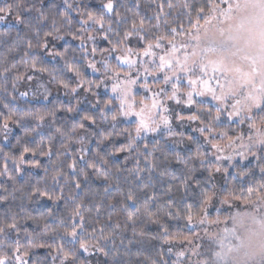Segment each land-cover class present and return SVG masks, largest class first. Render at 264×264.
Listing matches in <instances>:
<instances>
[{
  "label": "trees",
  "instance_id": "16d2710c",
  "mask_svg": "<svg viewBox=\"0 0 264 264\" xmlns=\"http://www.w3.org/2000/svg\"><path fill=\"white\" fill-rule=\"evenodd\" d=\"M106 2L107 0H68L75 9L72 10L67 9L64 0H0V7L7 4L15 6L20 3L19 11L26 21L25 24H17L16 12L13 11L5 21L0 22V32L9 33L8 36L0 37V112L7 115L10 110L15 111L16 117L27 112H39L45 117L43 121L29 117L19 125L10 122V131L6 133L7 140L4 139L5 133L0 131V171L3 170L5 162L9 169L8 174L0 175V185L7 189L5 192L3 188H0V195L8 197L6 201L0 202V225L6 220L11 222V217L15 214L20 229L18 234L15 231H9L6 242L0 244V249L11 255L8 245L19 239L21 245L29 248V256L26 257L28 264H53L52 256L55 255L56 246L61 243H64L66 247L69 246L68 238L61 239V236L65 229L71 230L70 225L73 221L70 217L77 204L81 203L83 205L81 213L85 217V227L89 233L93 227L97 229L95 233L97 238L101 235L99 231L101 227L105 229V235L114 232L109 240L100 239V245L105 248L108 255L105 256L95 249L89 253L81 250L78 253V259L83 261V264H153V261L156 264H164L165 261L167 264H174L169 248L183 242L184 236L190 239L194 234L183 218H170L164 215L169 210V202H171L172 210L179 209L182 214L185 212L186 205L191 204L193 213L196 216H203L204 212L200 211L202 207L200 188L196 187V181L200 182L202 188L209 191L214 190L211 188L212 184L216 185L214 182V177L217 178L216 173L213 172L212 179L209 181L208 171L214 169L216 164L208 157L203 163L195 158L198 150L204 152L198 139L191 141L190 148L178 149L171 147L160 138H136L132 149L125 152L115 151L128 144L129 133L135 136V128L132 123L122 120L119 116L117 121L111 120L112 114L118 113L117 101L109 93L103 92L101 86L93 85L91 92L86 91L89 81L97 83L101 81V77L91 73L88 67V63L92 62L91 50L96 48L95 59L104 52L109 53L105 50H111L113 45L117 46L118 52H122L121 49L125 47L143 48L144 42L137 36L133 35L125 41L123 33L130 30L133 20L139 23L140 19H144L146 27L156 24L157 21L153 19V16L159 11L158 4L161 0L156 2L139 0V7H137V0H114L115 10L124 19L118 22L114 13H105V21H111L115 29V32L108 33L107 40L103 38L107 23L102 30L91 22L88 25H82L80 22L86 19V16L81 15L82 12L100 13L103 11V3ZM163 2V11L166 15L161 17L160 28H153L147 34L148 39H152V33L167 34L168 27L183 25L185 29L191 30L192 25L196 23V9L207 6V0H171L172 8H168L167 0ZM185 2L190 5L189 9L183 7ZM29 8L32 10H26ZM35 9H41L48 19L41 21ZM66 10L68 17L62 19L61 14ZM135 13L139 15H134ZM53 19L56 20L55 26L52 23ZM164 20L168 21V25L163 23ZM37 30L40 32L41 43L45 32L52 33L47 37L48 49L34 47L26 57L24 55L26 42L31 40L34 45L37 44L38 40L35 36ZM88 35L94 36L95 40L87 39ZM118 40L121 41L120 44H117ZM49 52L53 55H49ZM55 53H65V56L61 58L54 55ZM33 57L37 60L36 69L30 67ZM25 60L28 64L24 63ZM12 64H16V68L4 72V68H10ZM67 65L78 68L81 76L77 77L74 72H69ZM40 68H46L49 71L41 72ZM17 76L24 78L17 80ZM29 76L32 77L31 80L28 79ZM53 76L56 79H53ZM58 80L68 83L69 89H65L57 82ZM80 80L83 81V85L76 93H72L70 88L76 87ZM21 93H27V95L21 96ZM107 101H111V105L105 109V114L108 116L105 120L102 119L100 110L104 108ZM5 104L8 108L4 107ZM69 107H72L74 111H66ZM53 112L54 116L49 114ZM85 115L94 117L96 123L82 120ZM200 117L205 123L210 122L207 112ZM81 122L85 125L84 129L78 128ZM74 126L77 128L76 132H72ZM228 126L224 124L219 127L227 133L226 138L230 136L226 130L230 129ZM230 126L234 127V124ZM57 127L67 135L57 133L55 131ZM109 133H112L109 140L102 144L98 143L103 135ZM18 140L19 143H17ZM154 144L157 145L155 150H153ZM48 145L52 148L51 155L40 156L37 152L33 156L31 153H25L26 163L20 165L21 172L16 171L19 161L6 160L4 155V153H10L19 157L22 146L34 149L44 147L47 150ZM145 145L148 146L147 150L144 148ZM82 148L86 151L81 152ZM149 151L152 154L145 159ZM177 154L183 159L177 160ZM81 155H84L86 160H94L96 166L102 170L105 166L97 157H104L108 161L107 180L103 176H97L91 169H88L87 180L78 177L82 185L80 189L72 188L63 177L58 178L59 183L52 180L58 170L71 178L73 173L67 165L73 159L78 161L77 171L84 168V162L79 160ZM33 161H38L40 166L33 167L31 165ZM152 164L156 167L153 168ZM261 166H264L262 158L255 163L237 167L235 172H230L231 174L221 176L222 178L217 179V183L221 185L219 196L226 198L227 191L232 188L236 189L237 196L241 191L246 193L250 187L258 192L264 191L259 188L260 182L264 181V173L260 171ZM136 169L140 171L137 172ZM165 170L169 175L161 176L160 172ZM240 173H247V175L242 177ZM10 176L14 179H9ZM189 176L191 177L190 186L185 190L180 186V182ZM34 186L47 189L54 199L34 196L32 200H29L28 194ZM62 186L63 193L60 191ZM106 187L107 192L104 191ZM129 191L134 194V201L126 199ZM70 195L76 196L75 202L69 198ZM153 195L154 199H149ZM60 196H62L61 199H55ZM228 199L232 202L245 203L244 198ZM250 199L256 200V194ZM145 204L154 213L153 220L156 219L155 214L159 213L160 222H152L143 213L134 225L128 222V214L135 212L137 208L142 209ZM96 205H100L99 212L96 211ZM49 212H51L50 216ZM42 217L46 219H41ZM117 222L121 228L113 229L112 226ZM125 224H127L126 228ZM162 225L167 226L169 233L178 238L172 240L171 235L165 237ZM134 230L135 233L143 232L145 235L143 237L134 235ZM54 232L59 234L53 235ZM29 236L34 238L33 243L45 246L30 248ZM129 240L132 241L131 244ZM90 243L95 244L96 240H90ZM55 264H59V259L55 261Z\"/></svg>",
  "mask_w": 264,
  "mask_h": 264
},
{
  "label": "snow or ice",
  "instance_id": "6c2138e0",
  "mask_svg": "<svg viewBox=\"0 0 264 264\" xmlns=\"http://www.w3.org/2000/svg\"><path fill=\"white\" fill-rule=\"evenodd\" d=\"M156 2V0H153ZM67 9H73V5L68 3V0H64ZM221 5H226V7H221ZM168 8H172L173 4L171 0H167ZM137 7H139V0H137ZM183 7L189 9L190 5L184 3ZM21 4L17 3L15 6L13 4H7L6 6L0 7V22L5 21L8 15H11L13 11L15 14V22L17 24H25L26 21L21 16L19 9ZM103 11L97 13L95 11H85L82 12V16H86V19H82L80 22L82 25H88L90 22L92 24L98 25L100 29H105V24L107 23V30L104 34V39H108V33L115 32V29L112 27L111 21H105V13L115 14L117 21L124 19L122 15L115 10L114 0H107L106 3L102 5ZM159 11L154 14L153 19L157 21L156 24H150L147 27L145 26L144 19H140L139 23L135 20L132 21L130 30L123 33V39L126 41L128 38L133 35L137 36L140 41L144 42V47L142 51H135L131 47H125L124 56H116V60L120 61L122 64L133 66L137 63V60L132 59V56L139 57L140 55L146 57L158 58V63L156 59H153L152 63L156 64L155 73L149 72L147 66H145L144 71L148 75H152L154 79H159V76L156 73L163 72V84L165 86L171 85V93L168 94L164 87H159L152 95L151 103L146 104L143 101L140 102L141 106L139 110H136V101L135 96L132 94V89L130 85L137 83L136 79L130 77V74L125 73L124 75L128 77L123 84L129 85V87L122 86L121 83H114L112 85V92L118 93L116 99L119 100V112L113 113L111 120L113 122L117 121L118 116H135L137 117V122L135 126V136H132L129 133V142L127 145L115 149L116 152H125L133 148L136 138L140 137L142 133H156L161 129L163 125L168 130L169 137L180 136L183 137V133L175 132L171 127L170 116L165 114L169 113L170 109L165 105L161 97H166L170 100H175L177 103H183L185 105L196 104L197 101L193 98L195 96H211L213 101H216L215 105V115H212L211 108L207 110V115L210 118L209 123H205L199 115L193 114L188 117L176 115V120L183 121L187 119L189 121H200L202 125L197 129L199 133L204 138L205 143L210 145L212 149L215 150L212 155L215 156L217 161L221 159L231 160L232 156H220L217 153H223L225 147H230L236 143V141H241L245 139L243 133L236 137L228 136V144L222 146L220 143L215 142V136L219 134L221 137L227 136V133L220 132L217 133L216 127L213 125H219L221 122V116L226 115L228 120H232L234 117L239 119L241 124L248 121L249 135L247 136L248 144L241 143L240 147L244 148L251 155H255L250 151L253 145H264V0H207V6H201L196 9V23L192 25L195 29L193 33L190 29H185L183 25L178 27H168L167 34L156 35L152 33V39L147 38V34L151 32L153 28L159 29L161 26V17L166 15L163 11L164 2L158 4ZM31 11L32 9H26ZM39 13V18L41 21L47 20L46 16L41 9H35ZM134 15H139L135 13ZM189 15L191 13L189 12ZM67 10L61 14V18H67ZM200 20H203L204 23L200 24ZM71 21L69 20V23ZM53 25L55 26L56 20L53 19ZM163 23L168 25V21L164 20ZM191 23V21H190ZM58 31V29H57ZM7 31L0 32V37L8 36ZM51 32L44 33V40L40 42V32L37 30L35 36L37 37V44L34 45L31 40L26 42V50L24 55L27 57L29 52L34 47H39L42 49H48L47 37L51 36ZM118 35V33H117ZM178 37H183L179 39ZM62 38V37H61ZM74 38H76L74 36ZM87 39L95 40V37L88 35ZM111 43V41H109ZM121 41H117V44H120ZM81 44L83 46V39L81 38ZM167 45V47H165ZM160 50L163 54L157 56V51ZM92 54L95 55L96 48H93ZM109 55L112 52L118 51L116 45H113ZM182 54V55H181ZM49 55L53 53L49 52ZM61 58H64L65 53H55ZM214 57V58H210ZM25 64H28V61H24ZM104 67L106 70L109 69V64L107 60L103 61ZM30 67L32 69L37 68V60L35 57L31 59ZM88 67L92 68L94 71H99L94 62H89ZM16 68V64H12L11 67H5L4 72H9L11 69ZM67 70L69 72H74L77 77L81 76L80 70L73 67L72 65H67ZM39 71L46 72L49 71L46 68H40ZM171 73L170 75L168 73ZM121 73H114L113 78L119 79ZM23 76H17L16 79H23ZM29 80L32 79L31 76L28 77ZM53 79H56L53 76ZM175 80L173 83L172 81ZM182 80H186L188 86L191 90L183 93L186 97L181 100L180 94V83ZM65 89H69V84L63 80H58ZM104 84V81L101 80L99 83L95 81L88 82V88L86 91L91 92L93 85L95 87H100ZM83 85V81L80 80L77 83L76 87H71L70 91L76 93L78 88ZM14 86V85H13ZM142 87L151 91V88L147 83L143 84ZM21 96H26L27 93H21ZM14 99V98H13ZM47 99V96H45ZM229 100L232 101L229 104ZM79 103V101H77ZM99 103V101H97ZM111 101L105 102L104 108H101L102 119L107 120L108 116L105 114V109L109 108ZM5 108H8V105H4ZM230 108V110H229ZM68 112L74 111L72 107L66 109ZM254 111L256 114H254ZM50 115H55V113H49ZM34 118L37 121H43L44 115L39 114V112H27L24 115L16 117L15 111H9L7 115L0 112V131L5 133L4 139L7 140L8 137L6 133L10 131V122L13 124H21L27 118ZM257 119L261 121V125L257 126ZM82 120L90 121L92 124H95V118L92 116L85 115ZM39 126V125H37ZM115 127V124H113ZM79 129H84L85 125L81 122L78 125ZM77 128L74 126L72 132H76ZM35 131V129H33ZM57 133L62 135H67L63 133L62 129L57 127L55 129ZM112 133L103 135L98 143L102 144L104 141L110 139ZM188 140H193V137H187ZM180 142H183L182 140ZM19 143V140L17 141ZM147 150L148 146H144ZM157 148V145H153V150ZM67 151V147H66ZM81 152L86 151L81 149ZM39 153L40 156L51 155L52 148L51 145L47 146V150L44 147L37 149L29 148L27 146H22V150L19 154V157L12 155L10 153H4L6 160L12 159L13 161L18 160L19 163L16 165V171L21 172L22 168L20 165L25 164L24 159L25 153H31L35 156ZM152 153L149 151L145 156L147 159ZM236 155L245 158L244 152H237ZM101 164L105 166L102 170L96 166L95 161H89L85 159L84 155L79 157L80 161L84 162V168H80L77 171L78 161L73 159L67 167L72 171L73 176L69 178L64 172L58 170L56 174L52 177V180L59 183L58 178L63 177L74 189H80L82 187L81 180L78 177H83L84 180L88 179L89 173L88 169H91L97 176H103L107 180L108 170L107 165L108 161L102 157H97ZM195 158L200 160L202 163L207 159V154L201 151L195 153ZM177 160H182L183 158L177 154ZM138 163V162H137ZM33 167H39L38 161L31 162ZM153 168L156 167L155 164L151 165ZM120 171V169H116ZM139 172V169H136ZM209 181L212 179L213 172H225L227 173L228 169H222L217 166L214 169H209ZM261 173H264V166L260 167ZM9 169L7 162L3 165V170L0 171V175L8 174ZM161 176L169 175L165 171L160 172ZM243 177L247 173H240ZM9 179H14V177H9ZM176 179V177H173ZM189 180L191 177H185L180 182V186L187 190L189 188ZM196 187L200 188V203L202 205L200 211L204 212V216H196L192 211V205L188 204L185 207L184 214L181 213L179 209L172 210L171 202H169V210L164 213L167 217H180L183 218L187 225L193 224H203L205 223L207 208L210 206L212 201L218 198L219 193L215 191L216 185L212 184L211 188L213 191L202 188L199 181H196ZM0 188H3L5 192L7 189L3 185H0ZM147 188V185H145ZM260 190H264V181H261L259 184ZM63 186L60 188L61 193H63ZM105 192L108 191L106 187ZM222 191V190H221ZM171 192V188H169ZM256 194V200H251L252 197ZM47 197L48 199H54L51 193L47 189H42L38 186H34L31 192L28 194V199L32 200L33 197ZM7 196L0 195V202L6 201ZM60 197H55V199H61ZM73 202L76 201L75 195H70L69 197ZM241 199L244 198L245 203L254 205L255 208L264 207V191H259L253 188H248L247 192H240V195H236V189L232 188L227 191V197L222 198L220 202L222 204L229 203V199ZM128 201H134V194L129 191L126 195ZM149 199H154V195L149 197ZM83 207L82 203L77 204L74 209L70 219L73 221L70 225V229H65L61 239L64 237L68 238V247L64 243L59 244L55 248V255L52 256L53 264L59 259V264H83V261H79L78 253L82 250L85 253H89L92 249H95L97 252L103 253L105 256L108 255V252L104 247L100 245V239L105 241L109 240L114 232H110L108 235H105V229L101 227L100 237L97 238L95 233L97 229L92 228L89 233L85 227V217L81 213V208ZM96 211H100V205H96ZM143 213L146 215L149 220H152L154 223L160 222L159 213H156V219L153 220L154 213L151 208L145 204V206L140 209L137 208L135 212L129 213L127 216V221L131 222L133 225L136 223V220L139 219L140 214ZM51 215V212L48 213ZM41 219H46L42 217ZM111 219V217H109ZM232 222V228H225L224 232L227 233V236L220 238L217 241L218 250L211 251V257L207 260H198L195 264H264V213L257 214L255 211L248 213H236L229 218ZM219 221H209V223H218ZM113 229H120L121 225L117 222L113 226ZM127 227V224L124 226ZM163 231L165 237L171 235L172 240H176L178 237L169 233L167 226H163ZM45 230L47 231V226L45 225ZM9 231H15L17 234L20 229L18 227V222L15 214L11 217V222L7 220L0 225V244L6 242V237ZM59 233H53L56 235ZM143 237L145 234L143 232L135 233ZM231 237V239H229ZM33 237L29 236V246L30 248L43 247L45 245L33 243ZM90 240H96L95 244H91ZM225 240H228V243H225ZM183 241H186L188 244H193V240L189 237L184 236ZM234 241V242H233ZM123 243V241H121ZM132 241L129 240V244ZM11 255L8 252L0 249V264H28L26 257L29 256V248H25L20 244L19 239H16L13 244L8 245ZM51 247V246H49ZM201 245L197 244L192 249V255H201L197 251ZM171 252V248L168 250ZM117 254H119L117 252ZM185 253L179 252L178 256H184ZM162 259V257H161ZM153 264H156L153 261ZM164 264H167L165 261Z\"/></svg>",
  "mask_w": 264,
  "mask_h": 264
},
{
  "label": "rangeland",
  "instance_id": "374dc122",
  "mask_svg": "<svg viewBox=\"0 0 264 264\" xmlns=\"http://www.w3.org/2000/svg\"><path fill=\"white\" fill-rule=\"evenodd\" d=\"M219 2V0L217 1ZM221 7H226V5H221ZM204 21L202 20L200 24H203ZM193 33H195V29H191ZM179 39H183V37H178ZM167 47V45H165ZM132 48V47H131ZM139 48V47H136ZM143 48L139 49H134L135 51H142ZM122 52H112L111 55L109 53H103L102 55L98 56V58L94 59V55H92V62L96 64V67L99 69V71H94L92 68H90V72L93 73L94 75H99L101 77V80L104 81V84L101 85V89L105 93H109L113 98L116 99V96L118 93H113L112 92V85L114 83H121L122 86L124 87H129V85L123 84V82L128 78L124 74L128 73L130 74V77L133 79H137V83L134 85H130L132 89V94L135 96V101H136V110L138 111L141 104L140 102L143 101L146 104L151 103V97L155 91L158 90L159 87H164L166 92L168 94L171 93V85L165 86L163 84V72L156 73L157 76H159V79H154L152 75H148L145 71L144 68L147 66L149 72L155 73L156 70V64L152 63L153 59L157 60L158 63V58L154 57H146L143 55H140L139 57L137 56H132V59L137 60V63L133 66H128L125 64H122L120 61L116 60V56H124L126 53L124 51V48L121 49ZM157 51V56L163 54L160 50ZM182 55V54H181ZM210 58H214L211 57ZM107 60L109 64V69L106 70L104 67L103 61ZM99 64V65H98ZM102 68V69H101ZM119 72L121 73L119 79H114V73ZM169 75L171 74L170 72L168 73ZM173 83L175 80L172 81ZM147 83L149 87L151 88V91L145 90L142 85ZM180 89H181V94L180 98L181 100L185 99L186 97L183 95V93H186L187 91L191 90L190 87L187 84L186 80H182L180 83ZM197 103L193 104L191 106L185 105L183 103H177L175 100H170L167 99L166 97H161L163 99V102L165 105L170 109L169 113H165L170 116L171 120V127L172 129L177 132V133H183V137L180 136H175V137H169L168 136V130L162 125L161 129L156 132V133H142L140 139H153V138H160L162 139L165 143H169V145L173 148H182V149H187L191 147V141H197L199 140L200 146H202L204 152L207 154V157L210 158L215 164L216 167L219 166L222 169H228L227 173L221 171V172H215V183H216V189L218 193L220 192V184L217 183V179L222 178L221 176H226L228 174H231L235 172L236 168L239 166L247 165L250 163H255L259 159L262 158L264 160V145H253L250 149L252 153H255V155L249 154L248 151H246L244 148L240 147L241 143L248 144L247 136L249 135V129H248V121H245V123L241 124L239 122L238 118H233L232 120H228L226 115L221 116V122L219 125L214 124V127L217 129V133L220 132H225L223 130H220L219 127L222 125H229L228 127L230 129L228 130V133L231 137H236L240 135L241 133L244 134L245 139L243 142L241 141H236V143L230 147H225V151L223 153H217V155L220 156H232L231 160L228 159H221L220 161H217L215 156L212 155V153L215 152L214 149L210 147L207 143H205L203 136L197 129L201 127L202 125L200 124V121H189L187 119H184L183 121H178L176 120V115L179 114L181 116H184L185 118L196 114V115H201L209 108H211L212 115H215V105L216 101H213L211 96H195L193 97ZM117 106H119V100H117ZM232 101L229 100V104H231ZM230 110V108H229ZM118 112H119V107H118ZM254 114L256 112L254 111ZM122 120L132 123L134 128L136 126L137 122V117L135 116H119ZM209 123V122H207ZM234 124V127H231L230 125ZM261 125V121L257 119V126L259 127ZM193 137V140H188L187 137ZM183 142H180V141ZM215 142L220 143L222 146H225L228 144V138L226 136L221 137L219 134L215 136ZM191 144V145H190ZM237 152H244L245 158H241V156L236 155ZM231 172V173H230ZM224 198V197H223ZM222 199L221 196H218V198L214 199L210 206L207 208V215L205 219V223L203 224H193L189 225V229L193 231V244H188L186 241L177 243L174 245V247H171V255L174 258V264H195L196 261L198 260H207L210 259L211 257V251L218 250L217 246V241L220 238H223L227 236V233L224 232L225 228H232V222L229 219L232 215L236 213H251V212H256L257 214L259 213H264V207L260 208H255L254 205L247 204V203H238V202H232L229 200V203L227 204H222L220 200ZM205 213L203 214V216ZM209 221H219L218 223H209ZM231 239V237H229ZM234 242V241H233ZM225 243H228V240H225ZM201 245L199 249H197L198 252L201 253V255H192V249L195 247V245ZM184 252V256H178L179 252Z\"/></svg>",
  "mask_w": 264,
  "mask_h": 264
}]
</instances>
